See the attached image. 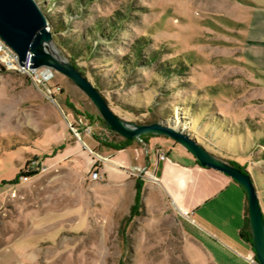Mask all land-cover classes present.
Returning <instances> with one entry per match:
<instances>
[{
    "label": "rangeland",
    "instance_id": "rangeland-1",
    "mask_svg": "<svg viewBox=\"0 0 264 264\" xmlns=\"http://www.w3.org/2000/svg\"><path fill=\"white\" fill-rule=\"evenodd\" d=\"M37 1L50 51L77 65L115 114L174 126L236 161L264 211V63L243 35L251 15L244 1L264 0ZM162 138L118 150L124 139L69 78L0 62V264H192L185 221L204 231L210 218L237 231L244 223L237 183L199 209L188 198L187 219L160 180L132 171L148 167L137 161L148 149L153 157L174 147L171 159L191 166L175 150L189 156L183 148ZM118 158L120 168L110 162ZM202 170L222 174L200 166V184L211 176ZM194 195L206 196L187 191Z\"/></svg>",
    "mask_w": 264,
    "mask_h": 264
},
{
    "label": "water",
    "instance_id": "water-1",
    "mask_svg": "<svg viewBox=\"0 0 264 264\" xmlns=\"http://www.w3.org/2000/svg\"><path fill=\"white\" fill-rule=\"evenodd\" d=\"M0 39L18 55L21 65L29 59L31 68L47 67L69 78L96 107L106 126L124 140L146 136L148 143L153 137L167 138L183 148L198 166L221 172L234 180L246 194L252 249L259 264H264V211L249 173L210 153L190 134L174 126L160 122L137 124L115 114L99 89L71 61L50 51L53 35L48 17L37 0H0ZM173 148L155 150L158 159L169 160Z\"/></svg>",
    "mask_w": 264,
    "mask_h": 264
},
{
    "label": "crops",
    "instance_id": "crops-1",
    "mask_svg": "<svg viewBox=\"0 0 264 264\" xmlns=\"http://www.w3.org/2000/svg\"><path fill=\"white\" fill-rule=\"evenodd\" d=\"M244 2L248 8L251 9V15L249 19H247V29L243 34L244 41L260 49L262 61L264 63V4H255L250 1ZM244 25V27H246L245 23ZM262 69H264V65ZM175 150L178 151L182 157L187 158L191 166L185 167L171 159V156L169 160H159L156 151L154 152L155 156L152 157L149 151L145 159L140 156L137 158V161L146 162L149 168L156 172L161 185L164 186L168 194L171 195L172 204L176 210L177 207L183 210H190L186 206L188 198L195 204L193 208L199 209L206 199H215L224 186L226 188L228 184L236 185V182L225 174H217L210 170H208L210 171L209 175H211L209 181L200 184V178L203 179L204 176L195 173L197 169H200V166H198L190 156L184 155L179 148H175ZM120 161L121 159L118 158L110 162L119 165L118 167L120 168V165H122L119 164ZM208 171L203 172V174L205 173L208 175ZM216 187L217 189H215ZM191 188H196L198 192L203 191L206 196L202 197V199L197 198V195L187 197V191ZM239 189L242 194V219L244 223L242 226L238 227L239 229L237 231L231 232L226 225L225 228H223L219 226L220 224L214 219L210 218L203 219L209 226H204L207 231L195 230V228L190 226L188 221H185L190 236L187 246L197 254V260L193 259L194 262L189 258L192 264H248L247 258L253 253V250L249 243L242 239L240 235L247 216V197L241 186Z\"/></svg>",
    "mask_w": 264,
    "mask_h": 264
},
{
    "label": "built area",
    "instance_id": "built-area-1",
    "mask_svg": "<svg viewBox=\"0 0 264 264\" xmlns=\"http://www.w3.org/2000/svg\"><path fill=\"white\" fill-rule=\"evenodd\" d=\"M0 62L2 63V65H4V67L8 70H17V71H21L24 73H28L33 75L34 72H36L37 69L31 68V63L30 60L28 59L25 64L21 65L19 62V58L18 55L8 46L6 45L1 39H0ZM34 77V76H33ZM36 79L38 80V82H42V79H39V76H35ZM163 159V157H161ZM101 160V162L104 161L108 162L109 159L108 158H99ZM133 172L138 173L141 177L146 178L147 180H151V181H158L160 180L159 177L157 176L156 172L152 171L149 166L144 167V166H135L131 168ZM100 176V170L97 167L96 170H94V172L91 175V179L92 180H97ZM178 212L182 215H184L185 218L189 219L190 214L189 212H187L186 210H183L180 207H177ZM191 222H193V220H191ZM247 262L253 264H259L256 255L251 254L249 255V257L247 258Z\"/></svg>",
    "mask_w": 264,
    "mask_h": 264
},
{
    "label": "trees",
    "instance_id": "trees-1",
    "mask_svg": "<svg viewBox=\"0 0 264 264\" xmlns=\"http://www.w3.org/2000/svg\"><path fill=\"white\" fill-rule=\"evenodd\" d=\"M75 65V64H74ZM77 67V65H75ZM142 139H144L145 141H147V137L143 136ZM132 141H128V140H123L122 142H120V145L115 146L118 150H122L124 149L126 146H128ZM228 162L234 166H236L237 168L241 169L244 172H247L246 169L243 168V166H241L239 163H237L236 161H232V160H228ZM248 173V172H247ZM247 216H246V221L245 224L241 230V237L242 239L246 240L249 243H252V238H251V232L249 229V219H248V207L246 210Z\"/></svg>",
    "mask_w": 264,
    "mask_h": 264
},
{
    "label": "bare ground",
    "instance_id": "bare-ground-1",
    "mask_svg": "<svg viewBox=\"0 0 264 264\" xmlns=\"http://www.w3.org/2000/svg\"><path fill=\"white\" fill-rule=\"evenodd\" d=\"M49 73H51V72H50V71H46V73H45V74H46V75H49Z\"/></svg>",
    "mask_w": 264,
    "mask_h": 264
}]
</instances>
